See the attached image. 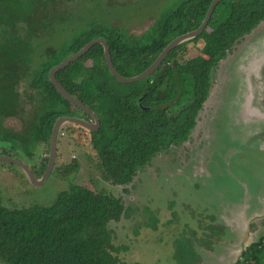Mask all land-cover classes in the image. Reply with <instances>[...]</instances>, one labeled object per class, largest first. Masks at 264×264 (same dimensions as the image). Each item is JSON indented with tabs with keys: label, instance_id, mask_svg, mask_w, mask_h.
Listing matches in <instances>:
<instances>
[{
	"label": "trees",
	"instance_id": "trees-1",
	"mask_svg": "<svg viewBox=\"0 0 264 264\" xmlns=\"http://www.w3.org/2000/svg\"><path fill=\"white\" fill-rule=\"evenodd\" d=\"M95 1L0 0V154L23 156L37 176L47 169L56 120L75 111L84 113L51 81L54 66L102 37L117 71L138 75L173 39L199 28L213 2L182 0L136 35L91 18ZM263 19L264 0H220L204 31L173 48L147 77L119 81L109 68L102 43L56 72L67 91L99 116V128L80 127L88 132L97 166L114 184L126 187L156 155L189 139L209 96L213 71ZM60 33L67 36L55 45L52 40ZM201 39H206V45L189 54L186 44ZM9 117L20 118L23 127L6 126ZM71 130V126L61 127L58 135ZM62 166L60 173L66 176L78 163L73 158ZM125 214L120 197L73 181L51 204L19 207L0 198V260L6 264H127L114 251L110 228ZM263 252L262 237L244 250L243 262L261 264Z\"/></svg>",
	"mask_w": 264,
	"mask_h": 264
},
{
	"label": "rangeland",
	"instance_id": "rangeland-1",
	"mask_svg": "<svg viewBox=\"0 0 264 264\" xmlns=\"http://www.w3.org/2000/svg\"><path fill=\"white\" fill-rule=\"evenodd\" d=\"M181 1L96 0V8L88 13L91 18L120 25L127 33L141 35L159 15ZM66 36L62 33L52 43L57 45ZM205 45L206 39H201L197 43H187L186 49L195 55L199 53L197 48L202 49ZM177 59L184 60L179 56ZM249 65L264 68V19L227 53L213 71L209 96L189 139L156 155L126 187L114 184L97 166L94 151L86 139L88 132L79 125L65 123L63 129L71 126L72 130L62 137L58 135L55 164L43 183L32 182L17 164L0 162V198L7 205L19 207L51 204L58 192L73 181L120 197L125 203V217L111 223L110 228L116 245L114 251L127 264H236L245 250L242 249L243 235L235 245L231 244L230 228L228 231L227 227L213 224L204 217L201 220L200 213L194 209L207 212L213 207L221 215V206L214 205L223 202L229 205V211L235 206L244 211L246 208L257 209L260 196H264V147L260 140L264 138V118L254 115L251 120L243 121L240 113L245 101L243 85L247 83ZM112 83L116 85L114 80ZM74 114L82 115V112L75 111ZM5 125L20 129L24 122L9 117ZM251 128L259 132L251 136ZM217 129L220 130L218 133ZM204 152L205 156L210 152L208 165L204 162ZM226 152L227 156H219ZM43 155L46 156L45 150ZM17 158L25 162L23 156L18 154ZM73 158L78 168L71 175L63 176L60 173L62 165ZM207 170L211 182H203ZM44 173L36 176L41 178ZM205 199L209 206L201 203ZM261 206L264 224V206ZM206 214V218L212 217L210 212ZM199 216L200 225L196 219ZM223 221L229 224L224 217ZM250 221L235 223L248 226ZM194 227L201 232L195 234ZM242 229L243 234L246 233ZM262 231L251 240H245L247 245L264 239V228ZM209 234L214 236L211 238ZM222 237L230 239L229 242L221 241ZM0 264L6 263L0 260ZM261 264H264V252Z\"/></svg>",
	"mask_w": 264,
	"mask_h": 264
},
{
	"label": "water",
	"instance_id": "water-1",
	"mask_svg": "<svg viewBox=\"0 0 264 264\" xmlns=\"http://www.w3.org/2000/svg\"><path fill=\"white\" fill-rule=\"evenodd\" d=\"M219 1L220 0H213L204 20L201 23V25L199 26V28H197V29H195L189 33L179 35L178 37L173 39L166 46V48L162 51V53L157 57V59L146 70H144L142 73H140L138 75L123 76L117 71V69L115 68V66L112 62V58H111V54H110V50H109L107 41L102 37L96 38V39L88 42L77 53L73 54L72 56L67 58L65 61L54 66L50 70L49 76H50L51 81L54 83V85L58 89V91L67 100H69L73 105H75L79 109L83 110L91 118L90 119H84V118H80V117L74 116V115H66V116H61L56 120L54 127H53V130H52L49 163H48L47 169L45 170V173L43 174V176L41 178H38L35 175V173L33 172V170L24 161H22L16 157L0 154V161L11 162V163L19 165L25 171V173L27 174V176L30 178V180L32 182L37 183V184L43 183L46 180V178L48 177V175L50 174V172L52 171V168L54 167V164H55L56 154H57V140H58V134H59L60 128L65 123L77 124V125L82 126L88 130H95V129L99 128V126H100V118L97 115V113L92 108H90L88 105H86L85 103H83L79 99L73 97L67 91V89L58 81V79L56 78V72L62 68H65L71 62L77 60L85 52H87L90 48H92L96 43H102L104 45V48H105V54H106V58H107L109 68H110L112 74L119 81H121V82H132V81H136V80L142 79L144 77H147L160 66V64L163 62V60L167 57V55L169 54V52L173 48H175L177 45H179L185 41H188L190 39L197 37L198 35H200L204 31V29L206 28V26L208 25V23L211 19V16L213 14L214 9H215V7ZM255 107L256 106H253V104H252V93H249L245 99V102H244V110H245L244 113H245V115H248V116H254L257 114L260 115L261 111L257 107L256 108ZM246 227L248 229V226H246ZM243 240L245 242V240H246L245 236L243 237ZM247 247H248L247 244L242 245V249H246Z\"/></svg>",
	"mask_w": 264,
	"mask_h": 264
},
{
	"label": "flooded vegetation",
	"instance_id": "flooded-vegetation-1",
	"mask_svg": "<svg viewBox=\"0 0 264 264\" xmlns=\"http://www.w3.org/2000/svg\"><path fill=\"white\" fill-rule=\"evenodd\" d=\"M261 57H263V56H261ZM248 67H249V69L246 71L248 85H247V83H246V86L243 85L244 89H245V96L244 97L246 99L248 94L252 93V104H253V106H256L258 109L261 110L260 116L261 117L263 116V118H264V113H263L264 112V68L263 67L254 68L251 65H249ZM258 91H260L259 94H258ZM243 111H244V108H243ZM240 113H242V112H240ZM77 115L78 114H75V116H77ZM86 115L87 114L85 112L84 113L82 112V115H78V117L84 118V119H90L91 118V117H87ZM252 118H253V116H250L247 119L251 120ZM219 131L220 130L217 129V133ZM206 149H207V146H206ZM227 154H228V152H226L225 154H219V156H223L224 157V156H227ZM206 156H205V152H204V157H205V161L204 162L206 163V165H208L207 163H208V161L210 159V152H208V154L206 153ZM193 169H194V167H193ZM195 170H198V169H195ZM201 171H199V172H201ZM206 174L209 175L208 170L206 171L205 175ZM209 177H210V175H209ZM204 181H206V178L204 179ZM224 205L226 207V210H225V208H223V211H224L223 217L225 218L227 216V213L230 212V211H229V205H227L225 203H224ZM261 205L264 206V198H263L262 195L260 196V201H258V208L257 209H256V207L254 208V209H256V211L255 212L252 211V213L250 215L248 214V217L250 216L248 221L251 220L249 223H247L248 224V229H247L246 233H248V234L246 235L245 239L248 240V241L251 240L253 238V236H258V235L263 233L262 229L264 228V224L262 223V216H261V214L263 213L262 212L263 208H262ZM248 209L249 208H246V210H248ZM221 210L222 209H220L219 211H221ZM247 212H245V213H247ZM242 215L243 214H241V216ZM246 218H247V214H246ZM242 227H244V226H242ZM209 235L212 238L214 234L213 235L209 234ZM242 241H243V244H247L246 241L245 242H244V240H242ZM201 244H203V242ZM243 254H244V250H242L241 256H239L237 258V260L235 261L236 264H245L243 262L244 261Z\"/></svg>",
	"mask_w": 264,
	"mask_h": 264
},
{
	"label": "crops",
	"instance_id": "crops-1",
	"mask_svg": "<svg viewBox=\"0 0 264 264\" xmlns=\"http://www.w3.org/2000/svg\"><path fill=\"white\" fill-rule=\"evenodd\" d=\"M260 93V91H258V94ZM243 108H244V103H243V107H242V113H241V118L243 119V121H249V119H247L248 117H250V116H248V115H245V113H244V111H243ZM256 108V107H255ZM260 110V109H259ZM261 111V110H260ZM264 113V112H263ZM257 116L258 117H261L259 114H257ZM262 118H263V116H262ZM252 129V135L251 136H254L255 135V133H257V132H259V131H257L256 129L254 130L253 128H251ZM248 136H250V132H248ZM261 141H262V146L264 147V138H262V139H260ZM194 171H196L197 172V170H194ZM225 172V171H224ZM225 175H227V174H225ZM211 177V176H210ZM210 177H208V175H207V177H206V181L208 182V181H210L211 182V180H210ZM195 179H197V177H195ZM206 181H204V182H206ZM209 182V183H210ZM207 184V183H206ZM263 198H264V196H263ZM208 202H209V200H208ZM201 203H205L207 206H209L208 204H207V202H206V199L205 200H203V201H201ZM222 203V202H221ZM199 206H200V203H199ZM207 206H205V207H207ZM214 206H221V207H219V210L220 209H222L221 210V215H219V212H218V210H216L215 208H211L210 207V211L208 210L207 212H206V210L204 211L203 209H200V210H196V209H194L196 212H198V213H200V216H201V220H202V218L203 219H206V220H209L211 223H213V222H215V223H219V226L220 225H222V227H227L228 228V231H229V228H230V231H229V233H230V235H231V238L233 239V242L231 243V244H236L237 243V241L239 240V238H240V235H243L242 237H241V240H243V237L245 236L246 237V233H244L243 234V229L242 228H244V230L245 231H247V228H246V225L244 224H240L241 222H244L245 220H248L249 219V217H248V214L250 215L251 213H252V211L253 212H255L256 211V209H254V208H251V209H248V210H246V211H243L242 209H239L238 207H236L235 206V208H237V209H235L234 207L232 208V209H234V210H232V211H230V212H228L227 213V216L225 217V219L228 221V223L229 224H226L224 221H223V213H224V211H223V208H224V203H222V204H219V205H214ZM201 207V206H200ZM226 208V207H225ZM212 211V212H211ZM248 211V212H247ZM211 213L212 214V217H207L206 218V216H205V214L206 213ZM245 212H247V213H245ZM241 214H243L242 216H241ZM246 214H247V218H246ZM206 215H208V214H206ZM200 216L199 217H197L196 219H197V221H198V225H200L201 224V221H200ZM192 219V218H191ZM208 221V222H209ZM236 221H239L240 223L238 224H236L235 222ZM163 223H164V221H163ZM162 223V224H163ZM214 224V223H213ZM208 225V224H207ZM206 225V226H207ZM242 226H244V227H242ZM195 228V227H194ZM195 234H197V233H200L201 231H199L197 228H195ZM192 235H193V233H191ZM194 236V235H193ZM214 236V235H213ZM164 237V236H163ZM165 238V237H164ZM177 240V239H176ZM222 240H226V242L228 243L229 242V240L230 239H227V238H224V237H222L221 238V241ZM241 240H240V243H241ZM178 241V240H177Z\"/></svg>",
	"mask_w": 264,
	"mask_h": 264
},
{
	"label": "built area",
	"instance_id": "built-area-1",
	"mask_svg": "<svg viewBox=\"0 0 264 264\" xmlns=\"http://www.w3.org/2000/svg\"><path fill=\"white\" fill-rule=\"evenodd\" d=\"M63 134V133H62Z\"/></svg>",
	"mask_w": 264,
	"mask_h": 264
}]
</instances>
